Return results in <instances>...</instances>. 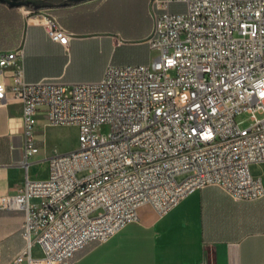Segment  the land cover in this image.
<instances>
[{"label": "built area", "instance_id": "2783aa9c", "mask_svg": "<svg viewBox=\"0 0 264 264\" xmlns=\"http://www.w3.org/2000/svg\"><path fill=\"white\" fill-rule=\"evenodd\" d=\"M172 3L188 9L171 12ZM153 9L156 58L110 64L99 81L29 82L23 48L0 53V107L20 102L24 124L25 181L0 197V210L25 211L27 244L15 263L72 264L89 243L138 222L141 207L165 216L208 186L236 201L264 197L250 170L264 163V0H153ZM41 20L69 45L72 33L53 15ZM41 111L51 124L76 126L79 145L52 156L48 177L36 180L29 165ZM242 112L249 126L237 121ZM35 243L43 256L32 255Z\"/></svg>", "mask_w": 264, "mask_h": 264}, {"label": "crops", "instance_id": "0c3cea01", "mask_svg": "<svg viewBox=\"0 0 264 264\" xmlns=\"http://www.w3.org/2000/svg\"><path fill=\"white\" fill-rule=\"evenodd\" d=\"M178 4L172 3L170 11ZM3 11L11 12L7 4H0V53L22 47L29 82L99 81L110 64L151 62L153 0L73 2L42 9L38 17L17 16L13 25L3 20ZM44 14L53 15L72 33L69 45L49 35L41 20ZM37 118L34 141L39 151L30 158L29 175L42 180L49 175V159L77 149L79 140L70 145L50 144L49 131L67 125L49 123L42 111ZM23 145L22 105L11 100L0 107V197L17 193L25 181ZM24 221L22 209L0 210V264H27L25 260L15 263L27 244ZM32 255L43 256L39 243L33 245ZM202 263L264 264V197L236 201L221 187L208 186L191 193L165 216L145 205L138 222L129 223L106 243H89L72 259V264Z\"/></svg>", "mask_w": 264, "mask_h": 264}, {"label": "rangeland", "instance_id": "374dc122", "mask_svg": "<svg viewBox=\"0 0 264 264\" xmlns=\"http://www.w3.org/2000/svg\"><path fill=\"white\" fill-rule=\"evenodd\" d=\"M188 9V6L186 3H179L177 7H175L173 10L174 12L178 13H185ZM32 10L31 7L27 6H21L17 8V14L21 17L28 16L26 11ZM42 10V9H41ZM40 10V11H41ZM49 13H53V10H46ZM151 62L156 58L157 52L154 50H151ZM171 73L174 74V71L171 70ZM260 117L262 115H259ZM237 121L240 123L241 126L246 127L249 126L252 123V119L250 118V114L248 112H242L236 116ZM104 132H108L109 128L108 126H105L102 128ZM49 142L50 144H55L59 143L62 145H70L72 143H76L79 140V134H78V128H74L73 126H63L60 129H55V130H50L48 134ZM250 170L252 175L259 176L262 175L264 176V166L262 164H257V163H252L250 165ZM87 174V171H80L78 172V176L82 177ZM186 174H182L178 177L179 180L184 178ZM98 211L94 212L93 215H96ZM128 225V224H127Z\"/></svg>", "mask_w": 264, "mask_h": 264}, {"label": "water", "instance_id": "95a60500", "mask_svg": "<svg viewBox=\"0 0 264 264\" xmlns=\"http://www.w3.org/2000/svg\"><path fill=\"white\" fill-rule=\"evenodd\" d=\"M86 0H61V1H53V0H0V2L9 5L10 7H21V6H32L34 10H41L46 8L67 6L73 2H81Z\"/></svg>", "mask_w": 264, "mask_h": 264}, {"label": "trees", "instance_id": "16d2710c", "mask_svg": "<svg viewBox=\"0 0 264 264\" xmlns=\"http://www.w3.org/2000/svg\"><path fill=\"white\" fill-rule=\"evenodd\" d=\"M0 4H5V3H2L0 2ZM7 7L10 9L11 12H2L1 15H2V18L3 20L5 21H12V25L14 23V19L16 18L17 19V16H19L17 13H15V10H16V7H10L9 5H7ZM32 9H34L32 6H30ZM17 26H18V21H17Z\"/></svg>", "mask_w": 264, "mask_h": 264}, {"label": "flooded vegetation", "instance_id": "af4514ba", "mask_svg": "<svg viewBox=\"0 0 264 264\" xmlns=\"http://www.w3.org/2000/svg\"><path fill=\"white\" fill-rule=\"evenodd\" d=\"M53 1H61V0H53Z\"/></svg>", "mask_w": 264, "mask_h": 264}]
</instances>
